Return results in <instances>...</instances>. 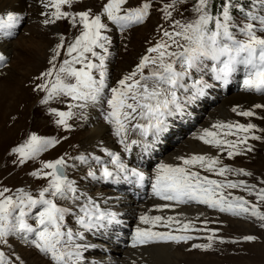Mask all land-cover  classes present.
Wrapping results in <instances>:
<instances>
[{"label": "snow or ice", "instance_id": "obj_1", "mask_svg": "<svg viewBox=\"0 0 264 264\" xmlns=\"http://www.w3.org/2000/svg\"><path fill=\"white\" fill-rule=\"evenodd\" d=\"M79 2L36 0L42 9L43 26L69 20L79 35L71 41H66L64 35L59 36V42L51 48L48 66L33 78L31 91L39 97L40 105L56 103L66 107V110L47 108L55 117L56 127L65 132L73 131V123L69 121L87 122L91 110L98 109L120 149L111 151L101 141L96 148L107 159L81 153L42 161L39 168L30 173L34 179L45 182L35 193L23 187L15 191L0 188V247L19 239L35 250L46 264H83L84 253L95 247L87 241L86 234L103 235L110 226L122 223L121 214L111 210L110 202L117 203L116 198L101 196L98 199L89 194V189L97 183L107 188L133 181L142 185L148 179L152 196L163 202L155 206L157 211L203 205L219 213L258 221L264 227V179L250 184L243 178L253 177L252 172L224 162L225 158L232 160L254 153L252 141L264 142V129H259L255 123L239 120L211 123L200 129L194 139L215 149L214 155L192 152L176 156V163L156 165L151 177L138 168L129 167L123 159L134 147L150 155L167 137L170 118L183 117L189 106L206 97L213 84L202 78L196 79L190 88L185 83L194 73H204L209 67L206 62H210L212 80L227 85L242 69L243 90L264 95V0H220L219 3L217 0L162 3L161 0H145L139 6L129 7H124L129 0H107L98 14L90 8L75 12L62 10ZM157 4L168 28H161L160 39L147 47L135 66L112 84L109 49L113 41L106 34L109 23L120 32L143 25ZM185 4L189 7L183 10L178 7ZM177 13L181 18H176ZM23 19L12 11L0 14V45L14 38ZM8 64L9 58L0 52V80L5 77L2 70ZM182 89L189 94L178 96ZM258 109L264 110V104H255L249 109L237 105L231 112L246 121L264 119L257 115ZM133 134L138 138H131ZM63 139L67 136L55 138L31 133L12 153L23 165L55 149ZM79 166H87L83 177L89 182L88 189L78 182L79 177L70 175V170L75 171ZM231 190L247 193L254 197V202L250 203L243 195H232ZM199 219V216L181 219L179 213L166 216L145 213L139 216V223L145 227L138 226L134 230L131 246L189 245L203 238L208 242L191 243L188 251L207 252L213 248L217 234L207 227V220L201 221L203 227L197 226L195 221ZM198 233L208 234L200 236ZM254 240V236L245 235L242 241L220 239L219 242ZM0 264L24 262L14 251L0 250Z\"/></svg>", "mask_w": 264, "mask_h": 264}, {"label": "rangeland", "instance_id": "obj_2", "mask_svg": "<svg viewBox=\"0 0 264 264\" xmlns=\"http://www.w3.org/2000/svg\"><path fill=\"white\" fill-rule=\"evenodd\" d=\"M26 2L24 13L22 14L24 19L15 30L14 38L8 39L4 42L11 44L13 50L11 54L7 56L9 58L8 67L2 70L6 75L0 80V188L8 187L15 191L17 188L23 187L26 190L35 193L44 186L45 182L43 180L34 179L30 173L37 170L42 161L58 158L61 155L72 157L84 152L89 153V151H87L89 146L85 150L82 145L84 142L83 138L91 131V125L88 123L92 120L98 121V123L102 125H104V123H102V117L99 114V110H97V114L100 117L97 116L91 118L92 120L89 118L87 122L69 121L70 123H73V131L65 132L63 129L56 127L54 123L55 117L48 113L47 108L56 107L60 110H66V107L56 103L47 106L39 104V97L36 93L31 91L33 78L48 66L47 59L51 55V48L55 43L59 42V36L64 35L66 41H71L76 35H79V31L71 26L69 20H61L55 25H50L48 27L43 26V17L40 15L34 16L28 14V9L32 7V1L26 0ZM106 2L107 0H80L79 3L72 5L71 8L65 6L62 10L75 12L90 8L93 13L98 14L101 11L102 5ZM143 2H145V0H129V4H126L124 7L139 6V4ZM162 2H168V0H161V3ZM159 6L160 4L154 6L150 18L147 19L145 24L133 26L124 32H120L115 25L109 23L106 18H102L103 22L109 23V32L106 34L111 36L115 43L114 45H111L109 49L112 53L109 62L110 82L112 84H114L117 79L127 74L128 71L135 66L147 47L160 39V29L168 28V24L164 22L161 13L157 10V7ZM178 7L183 10L184 8L189 7V5L185 4ZM16 9L17 8L14 10ZM38 13L40 14V12ZM185 15L190 16L191 13H185ZM176 18H181L179 13L176 14ZM41 46L44 47L43 51L40 50ZM40 52L43 55L42 58L38 57ZM208 73H211L210 66L208 67ZM230 83L232 84V82ZM233 83L236 84L235 82ZM219 86H222L221 83ZM219 86L216 88L217 90L214 92V95L215 93H220V95H222L220 100H218L216 96H213L214 100H218L219 102L216 101V104H218L217 106H215V104L208 108L207 104L203 103L198 107L197 111L192 109L193 106L188 107L187 110H193V116L199 117L200 119L194 121V126L190 125L191 119L185 124L180 121L179 125L182 126L180 128L177 124L171 121L170 126L176 130H181L182 133L180 134L177 131H170L168 133L172 136V140H169L167 143L168 147H170V149L167 150V153L171 150H176L181 146L183 141L192 137L195 131L200 128L199 124L204 123L202 120L207 113L210 114L213 112L225 97L228 95L235 96L242 93V91L236 90L235 85H231L229 86L230 91L224 96V94L220 92ZM3 90H9L10 92L14 90L11 92L13 95L12 98H10V95L4 96L6 94ZM42 95L43 93L40 94V96ZM251 95L257 96L256 98H264V95ZM1 96L4 97V100ZM204 101L207 102V99ZM93 111L95 110H91V116L95 114ZM202 112H204V114H202ZM258 121L251 119V121L246 122L255 123L258 128L264 129V122ZM241 122H244V119H242ZM183 127L186 130H182ZM31 133L55 138L67 136V139H63L55 149H50L49 151L42 153L37 160L27 161L23 165H20L18 163V156L12 153V149L23 144ZM251 143L255 148L254 153L235 157L232 160L225 158L224 162L229 166L243 168L246 171L252 172L253 177L243 179L250 184H256L260 179H264V142L252 141ZM117 149L118 148L116 147L115 150L118 152ZM212 151L214 155L216 150L212 149ZM93 152H96V150L93 149ZM144 155L146 154L142 152V156ZM99 156H101L102 159H107L103 156V153H100ZM154 157L158 158L157 156ZM146 165L148 166L147 162ZM156 165L151 167L152 171ZM93 166L95 165L93 164ZM86 167L87 166H79L75 171L70 170V175L72 178L79 177L78 182L81 183L85 189H88L89 182L83 177V172L86 170ZM203 174L207 175V173ZM211 178L218 177L212 176ZM100 184L102 183H97L94 187L89 189V194L95 195L98 192H109V194L112 195V197H115L117 201L122 199L121 194L115 192L113 187L107 188ZM231 191L232 195H243L250 203L254 202V197L249 196L247 193H242L240 190ZM147 201H149V199H142L138 204ZM121 204L122 202L120 205ZM110 205L111 210L113 211H117V207L120 206L118 203L111 202ZM184 207L185 206H180V208ZM186 207L190 210H194L195 208L203 209L206 213L210 214L207 218H201L195 222L197 226L203 227L201 221L207 220L209 222L207 227L216 231L217 235L214 238L215 242L213 243V248L207 252L200 250L188 251L191 243L208 242L203 238L191 241L189 242V245L159 243L166 249V255H159V259L152 258L153 260L147 256L145 260L144 258L136 257L132 264H169L170 262H167V255H173L174 253L182 254L183 257H179V260H172L170 264H264V227H261L258 221H249L243 218L233 217L227 213H219L218 211L207 209L206 206L203 205H187ZM142 208L144 207H141V209ZM30 222L34 224V221ZM134 222L135 218L130 223V227L126 226L125 228L127 229L121 231L124 235L122 234L119 236L121 237L120 239H114V242H123L125 244V246L121 248L122 252H125L129 248H133L128 240L130 233L134 229L132 228ZM72 223L74 224V220ZM112 227L115 229L114 226ZM122 227L124 228V226ZM118 229H120V226ZM206 234L208 233H198L197 235L204 236ZM104 235L110 236L109 233H105ZM245 235H252L255 237V240L253 242L240 243L219 242L220 239L225 241H242V238ZM86 238L90 239L95 247L90 249L91 251L89 250L84 253L83 264H123L125 258L122 260L119 254L114 255V249L109 246L111 245L110 241L88 236V234H86ZM0 250L5 251L6 253L14 251L15 254L22 258L24 264H46V261L35 250L27 247L23 241H20L19 239L13 240L5 247H0ZM153 261L155 263H152Z\"/></svg>", "mask_w": 264, "mask_h": 264}, {"label": "bare ground", "instance_id": "obj_3", "mask_svg": "<svg viewBox=\"0 0 264 264\" xmlns=\"http://www.w3.org/2000/svg\"><path fill=\"white\" fill-rule=\"evenodd\" d=\"M31 1H32V7H30L28 9V14L34 15V16L40 15L38 12H41L40 11L41 7L36 3V0H31ZM25 3H27L26 0H0V14H5L9 11H12V12H15L17 14L22 15L24 13ZM15 8H17V9L14 10ZM114 44L115 43L113 41L112 45H114ZM12 50L13 49H12L11 44L3 43L2 45H0V52L5 54L6 56H9L11 54ZM40 50L43 51L44 47L41 46ZM38 57L39 58L43 57L41 52H40V54H38ZM8 83H10V82H8ZM221 85L222 86L219 88L220 92H222V94H224V96H226L228 91H230V87L228 85H224L222 83H221ZM12 91H14V90H12ZM3 92L6 94L4 96L10 95V98H12L13 95L11 94V92L9 90H3ZM207 93L209 94L208 90H207ZM215 94L216 95H214V96H216V98L218 100H220L222 95H220V93H215ZM256 97L257 96H253L250 93L244 92V91H242V93L237 94L235 96H229L228 95L227 97H225L224 100H222L220 102L219 106L216 107L213 112H211L210 114L207 113L206 116L204 115L205 117L202 120V121H204V123L199 124L200 128L195 131V133L192 137L183 141L182 144L180 143L181 144L180 147H178L176 150H171L170 152L167 153V150L170 149V147H168L167 143L169 140H172V136H170V134H168L167 137L161 142L162 147L156 146L155 147L156 150L153 151L154 154L151 155L150 157H148L147 159H143V161H142L143 164L146 165V162H147L148 167L149 166L153 167V165H156V164L158 165L161 162H163V163H176V161L174 159L176 156L186 155V154H190L192 152H209V153L213 154L212 149H209L207 146L201 144L199 141L194 139V136L197 134V132L204 127H208L211 123H213L217 120H224V121L239 120L241 122V120L244 118L236 117L231 112V108L233 106L239 105L241 109H249L255 104H258V103L264 104V98H256ZM1 98L4 100V97L1 96ZM218 100H215V101L218 102ZM217 105L218 104H216L215 106H217ZM192 109L197 111L198 110L197 104H195L192 107ZM97 110L93 111V113H95V114L93 116H91L90 119L98 116ZM193 110H191L190 112L192 113ZM256 111H257L258 116H264V110L258 109ZM203 113L204 112H202V114ZM98 117H100V116H98ZM194 118H195V120H199V117H194ZM255 120L256 121L259 120L260 122H264V119H255ZM170 121H173V123L177 124L175 119H170ZM249 121H251V120H249ZM244 122H246L245 119H244ZM88 124L91 125V131L89 133H87L86 136L83 138L84 142L82 145H83V148H85V150L89 146L90 148L89 147L87 148L88 149L87 151H89V153L99 155L101 152L99 151V149L96 148V145L98 143H100L101 141H103L104 147L108 148L111 151H116L115 148L117 147L118 148L117 150L119 152L120 146L116 143L115 138H113L109 134V130H108L106 125H102V124L98 123V121H95V120L90 121ZM178 127L180 128V126H178ZM182 130H186V129L182 128ZM170 131L171 132L177 131L180 134L182 133L181 130H178V129L176 130V129L172 128L171 126H170ZM93 149H95L96 152H93ZM138 154H139L138 148L134 147L132 153L127 154L126 157L124 155L123 159L128 160V161H133L134 159H136ZM154 156H157L158 158H155ZM151 171L149 170V171H147V173L150 174ZM113 188H116V187H113ZM141 195L143 196V198H140V199H135L132 196L129 197V196L123 195L122 199L117 202L118 205H120L121 202L123 204V205L121 204L119 207H117L118 209L116 211V212L121 214L119 218L122 221V223L120 225H115L117 235L121 236L123 234L121 231L124 230L122 226H124V228L126 226L130 227L129 225L133 221L134 218H135V222H134V225L132 227V228H134L132 233L134 232V230L138 226L139 227H145L144 225H141L139 223V216L143 215L145 213H148L149 215H165V216L166 215H176L179 213L181 219H193L196 216H199L201 219V218H207V216L210 215L209 213H206L203 209L195 208L194 210H190L186 206H185L186 208L185 207L180 208V206H179L175 209V211H171V210H165L163 212L157 211V210H155V206L158 204H161V202H157V201L149 199V201H147L145 203L138 204L139 202L142 201V199H146L147 194H145V195L141 194ZM92 196L99 199V197H101V196H112V195H110L109 192H107V193L106 192H98L97 194L92 195ZM124 204H126V205H124ZM141 207H144V208L141 209ZM150 209L152 211H149ZM119 226H120V229H118ZM90 234L95 236V237H101L103 239H107L108 241H110L111 245H109V246L114 249L113 250L114 255L119 254L121 256L122 260L125 258V260H123V264H132V262H134L136 257H138V258L141 257V258H144V260H145L146 256L150 257L151 259L152 258L159 259L160 258L159 255H166V249L163 248L159 243H158V245H151V246H146V247H141V248H140V246L136 247V248H140L138 250H134L136 248H129L126 251L124 250L125 252H122L121 248H123L125 246V244L123 242H114V238L109 236V235L105 236L104 235L105 233L103 235H98V234H94V233H90ZM87 241L92 242L90 239H87ZM179 257L182 258L183 257L182 254L174 253L173 255H167V259H168L167 262L171 263L172 260L175 261L174 259L179 260L180 259ZM115 259H116V257H115ZM152 263H155V262L153 261Z\"/></svg>", "mask_w": 264, "mask_h": 264}, {"label": "trees", "instance_id": "obj_4", "mask_svg": "<svg viewBox=\"0 0 264 264\" xmlns=\"http://www.w3.org/2000/svg\"><path fill=\"white\" fill-rule=\"evenodd\" d=\"M220 2V0H217V3H219Z\"/></svg>", "mask_w": 264, "mask_h": 264}]
</instances>
